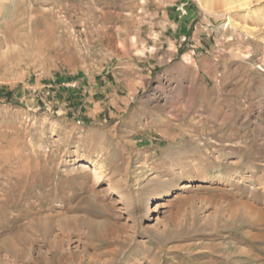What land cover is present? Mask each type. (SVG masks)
I'll return each mask as SVG.
<instances>
[{
	"label": "rangeland",
	"instance_id": "1",
	"mask_svg": "<svg viewBox=\"0 0 264 264\" xmlns=\"http://www.w3.org/2000/svg\"><path fill=\"white\" fill-rule=\"evenodd\" d=\"M0 3V264H264V0Z\"/></svg>",
	"mask_w": 264,
	"mask_h": 264
},
{
	"label": "bare ground",
	"instance_id": "2",
	"mask_svg": "<svg viewBox=\"0 0 264 264\" xmlns=\"http://www.w3.org/2000/svg\"><path fill=\"white\" fill-rule=\"evenodd\" d=\"M214 1L216 0H204V5H206L207 7L210 6H213L214 4ZM252 0H219V2L222 3V5L226 8V11L227 12H231L235 9H238V8H243L245 6H248L250 3H251ZM1 3H0V12H1ZM80 169L83 171V172H86V173H89L93 176V182H94V185L97 187V183H100L101 182V176H100V173H101V170L92 165V164H89V163H81L79 165ZM193 184H190V182H187V183H184L181 187L183 189H187L189 187H192ZM96 189V188H95ZM165 203L164 202H160V201H156L154 202V209L156 211H159L160 208L164 205ZM158 219V217H157ZM49 236V235H48ZM59 242V241H58ZM77 243V242H76ZM66 246V245H65ZM64 247V245H63ZM54 248V247H53ZM23 249V248H21ZM53 251V250H52ZM55 251V250H54ZM80 251V250H79ZM23 252V251H22ZM57 252V256L62 258L66 252H65V249H63L62 247H60L59 249L56 250ZM23 254V253H21ZM20 254V255H21ZM51 254V253H50ZM90 257V256H89ZM88 257V258H89ZM41 258V257H40ZM93 259V258H92ZM94 262V261H93ZM33 263V262H32ZM31 264V263H30Z\"/></svg>",
	"mask_w": 264,
	"mask_h": 264
}]
</instances>
